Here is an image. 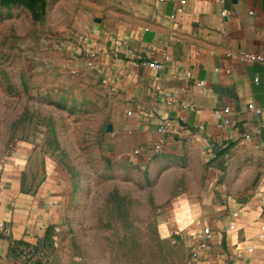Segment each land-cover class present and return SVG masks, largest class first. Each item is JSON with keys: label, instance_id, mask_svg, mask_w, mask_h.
Wrapping results in <instances>:
<instances>
[{"label": "crops", "instance_id": "crops-1", "mask_svg": "<svg viewBox=\"0 0 264 264\" xmlns=\"http://www.w3.org/2000/svg\"><path fill=\"white\" fill-rule=\"evenodd\" d=\"M98 4L76 19L69 67L102 108L110 155L130 165L172 160L186 166L169 229L190 254L189 264H264V66L243 59L264 57V0ZM84 36L90 41L82 44ZM142 60L164 68L133 65ZM225 108L231 110L228 128L215 114ZM166 122L172 125L161 133ZM162 140L161 152L132 156ZM29 160L28 146L18 147L14 177L0 192V264H37L30 251L63 196L61 177L54 181L49 173L27 186ZM207 230L212 237L194 259L191 251Z\"/></svg>", "mask_w": 264, "mask_h": 264}, {"label": "rangeland", "instance_id": "rangeland-1", "mask_svg": "<svg viewBox=\"0 0 264 264\" xmlns=\"http://www.w3.org/2000/svg\"><path fill=\"white\" fill-rule=\"evenodd\" d=\"M104 1L0 0V192L22 145L28 187L61 177L62 199L30 251L37 264H189L169 229L186 166L113 159L102 108L69 67L76 19Z\"/></svg>", "mask_w": 264, "mask_h": 264}, {"label": "built area", "instance_id": "built-area-1", "mask_svg": "<svg viewBox=\"0 0 264 264\" xmlns=\"http://www.w3.org/2000/svg\"><path fill=\"white\" fill-rule=\"evenodd\" d=\"M222 17L226 18L228 17V12L227 11H223L221 13ZM80 41L82 44L88 43L90 41V38L88 36H84L80 38ZM243 59L247 62H260L261 64H263L264 66V57L262 55H253V54H243ZM133 65L136 67H143V68H148L154 71L157 70H161L164 68V65L159 63V62H151V61H146V60H142V61H135L133 62ZM200 86H204L203 83L199 84ZM249 110L255 112L256 114H261V110L259 108H257L256 106H254L253 104H250L248 106ZM231 110L229 108H225L223 110H219L216 111V116L219 120H221V126L223 128H228L232 126V120L229 117ZM129 115H131V113H129ZM172 125V122H166L164 123L159 131L161 133H166L167 130L169 129V127ZM252 136L251 135H245L244 136V140L245 141H251ZM164 146V141H160L159 143L151 146V147H146L144 149H136L132 152V156L133 157H139L141 156V154L143 152H146L147 154H155V153H159L162 151ZM151 158V157H150ZM243 207L239 208L238 210H236V212L234 213L235 216H237L240 212H242ZM175 235H178L179 232H175ZM200 236H202L203 240L199 241L198 244L196 245V247L191 251V257L192 258H198L199 256V252L201 249H205L207 247L206 244V239H209L212 237V231L211 230H207L204 233H200ZM261 238L264 240V233L261 236ZM205 239V240H204ZM248 253H252L254 250L253 248H248L247 249Z\"/></svg>", "mask_w": 264, "mask_h": 264}, {"label": "water", "instance_id": "water-1", "mask_svg": "<svg viewBox=\"0 0 264 264\" xmlns=\"http://www.w3.org/2000/svg\"><path fill=\"white\" fill-rule=\"evenodd\" d=\"M112 130H113V129H112V126H111V125H108V126H107V132H112Z\"/></svg>", "mask_w": 264, "mask_h": 264}]
</instances>
